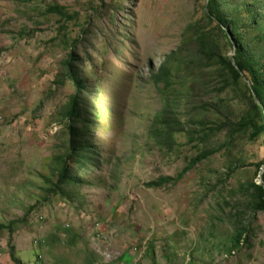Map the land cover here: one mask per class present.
Listing matches in <instances>:
<instances>
[{
  "label": "rangeland",
  "instance_id": "rangeland-1",
  "mask_svg": "<svg viewBox=\"0 0 264 264\" xmlns=\"http://www.w3.org/2000/svg\"><path fill=\"white\" fill-rule=\"evenodd\" d=\"M102 2L0 0L3 264H15L10 237L23 264H116L124 252L126 264H264V213L233 208L229 191L216 183L226 156L217 153L180 175L194 146L178 133L169 149L147 133L164 105L150 76L202 15L203 0ZM54 4L77 18L60 29L59 16L47 9ZM106 5L116 6L113 15L100 17L104 30L79 66L90 94L83 95L89 121L78 123V140L90 154L73 165L77 183L49 195L67 149L62 114L73 85L65 59L89 15ZM255 145H242L250 174L238 171L225 186L253 176ZM161 176L171 180L148 186ZM241 224L252 226L249 243L229 250Z\"/></svg>",
  "mask_w": 264,
  "mask_h": 264
},
{
  "label": "trees",
  "instance_id": "trees-1",
  "mask_svg": "<svg viewBox=\"0 0 264 264\" xmlns=\"http://www.w3.org/2000/svg\"><path fill=\"white\" fill-rule=\"evenodd\" d=\"M114 7H97L71 41L65 66L73 92L62 114L68 133L67 149L60 158L49 195L61 194L66 185L77 183L73 165H83L90 154L86 151L89 146L78 140V123L89 121L83 117V95L90 94L79 66L93 45V37L104 30L100 17L112 16L110 9ZM47 9L59 16L60 29L77 18L76 13L58 4ZM150 79L163 95L164 105L148 124L147 133L169 149L176 135L182 133L196 149L180 175L223 153L226 171L217 179V185L229 191L233 208L248 207L253 214L264 213V171L263 184L257 181L264 166V0H203L202 15L185 26L179 45L165 55ZM244 144H256L250 152L253 176L229 188L225 186L227 178L235 177L238 171L250 174L241 159ZM170 180L161 176L148 186L160 187ZM251 230V224L235 226L229 250L248 245ZM8 243L11 260L23 264L14 254L11 237Z\"/></svg>",
  "mask_w": 264,
  "mask_h": 264
},
{
  "label": "crops",
  "instance_id": "crops-1",
  "mask_svg": "<svg viewBox=\"0 0 264 264\" xmlns=\"http://www.w3.org/2000/svg\"><path fill=\"white\" fill-rule=\"evenodd\" d=\"M126 251V250H125ZM128 251H130L131 253H132V249H129ZM2 254L0 253V264H3V261H4V263H5V261H8V259L7 260H5V259H3V256H1ZM124 255H125V252L121 255V257H120V260H118L117 262H116V264H126L125 262H124ZM23 263V262H22Z\"/></svg>",
  "mask_w": 264,
  "mask_h": 264
},
{
  "label": "water",
  "instance_id": "water-1",
  "mask_svg": "<svg viewBox=\"0 0 264 264\" xmlns=\"http://www.w3.org/2000/svg\"><path fill=\"white\" fill-rule=\"evenodd\" d=\"M234 51H236V44L234 45V50H233V54H234ZM232 63L235 64L234 62V59H232ZM264 171V166L261 168V172L259 174V180H258V183L260 184H263V180H262V173ZM264 186V185H263Z\"/></svg>",
  "mask_w": 264,
  "mask_h": 264
},
{
  "label": "clouds",
  "instance_id": "clouds-1",
  "mask_svg": "<svg viewBox=\"0 0 264 264\" xmlns=\"http://www.w3.org/2000/svg\"><path fill=\"white\" fill-rule=\"evenodd\" d=\"M132 249V248H131ZM139 256H140V254H139ZM119 259H116L115 261L117 262Z\"/></svg>",
  "mask_w": 264,
  "mask_h": 264
},
{
  "label": "built area",
  "instance_id": "built-area-1",
  "mask_svg": "<svg viewBox=\"0 0 264 264\" xmlns=\"http://www.w3.org/2000/svg\"><path fill=\"white\" fill-rule=\"evenodd\" d=\"M135 261H137V260H135ZM135 261H134V262H135ZM134 262H133V263H134ZM131 264H132V263H131ZM134 264H136V263H134Z\"/></svg>",
  "mask_w": 264,
  "mask_h": 264
}]
</instances>
